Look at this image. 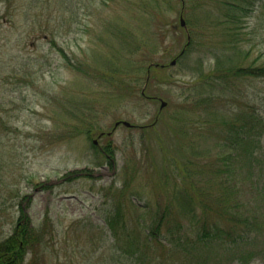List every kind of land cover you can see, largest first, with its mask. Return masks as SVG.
Returning <instances> with one entry per match:
<instances>
[{
	"label": "rangeland",
	"instance_id": "374dc122",
	"mask_svg": "<svg viewBox=\"0 0 264 264\" xmlns=\"http://www.w3.org/2000/svg\"><path fill=\"white\" fill-rule=\"evenodd\" d=\"M141 1L9 0L0 4V243L13 233L23 210L31 226L54 228L52 239L43 249L41 264L99 263L102 251L110 245L104 237L101 241L109 208L104 190L109 187L121 190L125 172L132 174L135 170L139 177L130 197L135 206H143L145 203L136 195L146 190L147 184H153L154 160L159 171L170 169L167 162L161 164L164 153L157 137L152 144L150 140L143 144L140 129L154 124L157 118L158 123L166 120L167 124L173 117L185 118L191 123L197 119V115L185 109L190 106L187 101L191 94L196 93L192 83H199L197 73L201 69L205 72L213 69L215 61L210 56L204 58L202 49L198 48L199 54L177 60L175 66H170L187 42V35L180 27L181 0H159L165 13L162 24L157 26L155 21H146L153 13L139 6L144 3L148 7L153 0ZM184 1L186 29L190 23L200 32L206 29L203 28L207 22L215 25L224 19L223 1L227 0ZM114 23L117 28L134 32L148 30L161 34L157 54L131 58L123 54L120 58L121 63L126 59L131 61L125 101L107 84L95 83L86 74L68 69L61 53L73 64H82L85 70L99 67V63L110 60L108 57L115 53L109 46L116 49L118 43L119 48L116 40L107 42V46L102 42V38H108L107 27ZM219 30L214 40L223 44L226 26ZM237 32L241 35L242 55L248 54L250 64L264 66V0L257 3L243 24L236 26L234 33ZM206 33L209 35L204 38L212 36ZM155 63L166 69L151 72L158 82L150 83L145 95L167 103L161 113L159 102L139 99L145 87V73L143 79L136 75L141 67L145 71ZM243 87L241 94L235 93L234 101L225 99L224 112L232 114L237 107L249 106L262 122L260 147L254 155L255 169L245 189L244 197L249 199L250 193L264 190V79L251 80ZM132 88L137 90L136 97L132 96ZM64 97L71 98L76 105L72 111H77L80 105L86 110L93 108L104 133H110L119 121L136 127L120 126L112 135L116 147L113 166L99 153L95 154L92 141L84 136L54 142L50 133L71 130L63 126L67 121L59 115L57 102L64 101ZM84 113L92 117V112ZM164 129L166 133L168 129ZM156 131L161 133L163 129L159 127ZM167 133L174 137L170 131ZM100 146H104L103 140ZM98 160L102 165L97 164ZM89 237L91 240L84 243ZM249 264H264V254Z\"/></svg>",
	"mask_w": 264,
	"mask_h": 264
},
{
	"label": "trees",
	"instance_id": "16d2710c",
	"mask_svg": "<svg viewBox=\"0 0 264 264\" xmlns=\"http://www.w3.org/2000/svg\"><path fill=\"white\" fill-rule=\"evenodd\" d=\"M8 1L0 0V4ZM259 1H223L224 19L215 25L207 22L203 28L206 29H200V32H197L198 27L193 28L188 23L185 34L187 38L190 36V43L187 44V40L183 48L185 52L178 56V61L194 53L199 54L201 51L198 48L202 49L204 58L210 56L215 61L213 69L208 72L201 69L197 73L199 83H192L196 93L186 100L190 106H185V109L197 115V119L193 120V124L185 118L173 117L171 124L162 120L140 129L143 144L145 140H150L152 144L157 137L164 153L161 164L167 162L170 169L165 171L161 168L159 171L156 168L158 162L154 160L153 184H147L148 188L136 195L140 202L145 203L143 206H135L130 197L134 182L139 177L135 170L132 174L125 172L121 190L114 187L104 190L109 208L105 213L106 230L101 235V241L105 238L110 245L107 244L96 264H249L264 254V190L250 193L249 199L244 197L247 180L255 169L254 155L260 147L262 122L249 106L237 107L232 114L224 112L225 99L233 98L234 101L237 98L235 93L241 94L245 89L244 83L264 79V66L248 62V54L243 56L241 53V35L234 33L236 26L243 24ZM142 4L139 5L141 10L149 9L153 13L146 21H155L156 26L162 24L165 11L161 2L153 0L148 7ZM182 13L184 10L180 15ZM114 24L107 27L108 38H102V42H106L107 46L110 41L116 40L120 43L119 48L118 43L116 49L109 46L115 53L108 57L110 60L101 65L99 63V67L85 70L82 64H73L65 53H61L68 69L84 76L86 74L95 83L107 84L125 101L131 61L126 59L121 63L120 58L123 54L125 58L157 54L161 34L160 31L148 30L147 33L134 32L125 27L117 28ZM222 26H226L225 40L228 41L219 44L214 39H217L215 35L220 33ZM206 31L212 36L204 38L208 34ZM127 50L131 53L128 57ZM157 69L166 68L153 66L149 69L148 87L150 83L158 82L151 75ZM138 72L137 78L142 79L145 73L146 82L148 70L144 71L141 67ZM131 93L136 97V88H132ZM139 99L158 103L156 99L142 95ZM57 103L61 110L59 115L67 121L63 126L71 130L50 133L55 143L81 136L90 142L103 133L93 108L86 110L80 105L77 111H72L76 105L74 107L71 98L67 97ZM84 112H92V117ZM159 127L163 132L156 131ZM164 127L174 137L165 133ZM211 140L214 141L210 143ZM103 141L104 146L100 149L93 144L92 149L113 166L116 147L111 137L106 136ZM97 164L102 165L101 162ZM141 168L145 167L142 165ZM20 214L13 233L0 243V264H41L43 249L52 239L54 228L49 225L33 227L23 210ZM90 240V237L86 238L84 243Z\"/></svg>",
	"mask_w": 264,
	"mask_h": 264
},
{
	"label": "water",
	"instance_id": "95a60500",
	"mask_svg": "<svg viewBox=\"0 0 264 264\" xmlns=\"http://www.w3.org/2000/svg\"><path fill=\"white\" fill-rule=\"evenodd\" d=\"M180 25H181L182 28L186 29V22H185V20H184V18L182 16L180 18ZM176 63H177V60H174V61H172V63L170 65L171 66H175ZM144 90H145V88H144ZM144 90H143L142 94H144ZM166 106H167V103L164 102V101H161L160 110L162 111ZM120 125H123L126 128H133V126L130 123H128V122H118L115 125V129L118 128ZM97 143H98V141H95V144H97Z\"/></svg>",
	"mask_w": 264,
	"mask_h": 264
},
{
	"label": "flooded vegetation",
	"instance_id": "af4514ba",
	"mask_svg": "<svg viewBox=\"0 0 264 264\" xmlns=\"http://www.w3.org/2000/svg\"><path fill=\"white\" fill-rule=\"evenodd\" d=\"M97 146H99V144H97Z\"/></svg>",
	"mask_w": 264,
	"mask_h": 264
}]
</instances>
